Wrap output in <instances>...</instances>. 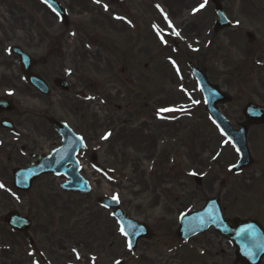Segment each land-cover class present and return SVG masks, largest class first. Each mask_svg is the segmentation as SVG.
<instances>
[{
    "label": "rangeland",
    "instance_id": "374dc122",
    "mask_svg": "<svg viewBox=\"0 0 264 264\" xmlns=\"http://www.w3.org/2000/svg\"><path fill=\"white\" fill-rule=\"evenodd\" d=\"M56 1L68 13L66 27L38 0H0V96L10 95L16 106L8 116L22 128V167L58 144L46 121L52 117L80 131L108 171L85 170L94 178L85 208L57 197L58 181L41 179L17 197L22 212L50 210L70 226L82 219L95 239L87 254L101 248L102 259L97 227L103 242L114 236V261L124 264H232L233 252L213 230L186 244L175 233L181 214L217 195L227 218L264 209V128L249 131L254 165L234 175L238 157L206 114L188 63L231 97L221 111L234 128L248 103L264 108V0H221L232 27L218 32L211 3L194 11L204 0ZM14 47L36 62L32 71L49 85V96L27 83ZM62 80L68 93L55 85ZM100 197H116L153 238L127 250Z\"/></svg>",
    "mask_w": 264,
    "mask_h": 264
},
{
    "label": "water",
    "instance_id": "95a60500",
    "mask_svg": "<svg viewBox=\"0 0 264 264\" xmlns=\"http://www.w3.org/2000/svg\"><path fill=\"white\" fill-rule=\"evenodd\" d=\"M43 1L45 2V0ZM211 2L215 5L216 12L218 14V20L215 23V30L217 31L229 28L230 22L224 16L219 0H211ZM46 3L48 5H52L51 8L55 9V11L60 14L65 25H67L68 20L65 15L62 14L60 5L54 0H46ZM247 37L250 42L254 41V36L251 33H247ZM13 52L19 57L23 73L26 74L28 82L44 95H48L49 88L46 83L42 81L39 76L31 73V68L34 65L33 60L19 49H14ZM190 67L198 79L202 91L207 99V111L216 124L225 132L228 138H230L240 153L241 161L234 169L235 172L240 171V169L247 167L252 163V159L250 158L246 145L248 124H264V110L256 105L249 104L243 110V114L246 116L248 124L239 125V131L232 130L217 110V104L230 102V97L220 92L217 86L211 85L202 71L195 66L190 65ZM57 85L65 92L68 91V85L65 82H58ZM12 110L13 107L9 102L0 99V113L4 111L11 112ZM49 122L63 138L72 137L71 133L63 124L56 122L54 119H50ZM77 150L78 147H72L66 140L65 146L53 152L52 155L40 158L39 161L31 167L15 171V187L23 192H28L31 189L33 182L36 181L42 174L53 173L55 175H62L69 172L70 170H67L66 167L71 164L69 162H71L72 156ZM78 181L79 178L75 175L72 182L67 184V186H70L71 189L67 190L79 191L78 187H82V185H80ZM102 203L104 206L116 208L114 216L121 223L124 232L126 234L128 233L129 237H131L133 241H135L136 236H141L136 235L135 238H133L132 235L135 231L139 234L141 229H144V233H147V230L143 227V225L130 219H126L116 202L102 200ZM250 222L252 223L251 225L238 219H234L232 221L225 220L222 216L220 201L216 198L208 200L206 206L201 211L182 216L177 235L180 239L188 240L196 234L206 231L210 226H212L217 233L234 243V246L237 248L236 263L246 262V264H260L261 259L264 257V232L258 225L255 224L254 221ZM6 223L19 232H27L30 227L29 221L22 219L15 213L8 216ZM244 229H249V231L243 232ZM142 236L149 237L150 234L148 232L147 235L142 234Z\"/></svg>",
    "mask_w": 264,
    "mask_h": 264
},
{
    "label": "flooded vegetation",
    "instance_id": "af4514ba",
    "mask_svg": "<svg viewBox=\"0 0 264 264\" xmlns=\"http://www.w3.org/2000/svg\"><path fill=\"white\" fill-rule=\"evenodd\" d=\"M14 113H17L16 109L10 114ZM10 114H0V122L4 119H10L14 126L12 131L0 127V264H116L114 263V258L116 259L114 257V236H111V242H108V236H106V242H103L101 227H97L96 232L99 243L104 244L105 259L101 258L103 256V249L101 248L98 249L97 253L87 254L88 241L90 240V243L93 244L95 239L91 236L92 230L87 235V231L82 225V219H76L74 225L70 226L64 225L61 220L56 221L50 210L36 211L35 214L22 212L21 198L18 199L21 193L18 192L16 196L13 185L14 170L22 168V128L8 116ZM50 127V132L55 137L53 144L58 143L52 149L53 151L62 145V138L52 126ZM253 128L261 129L262 127H251V129ZM76 134L81 136L80 132H76ZM77 159L81 167L80 173L84 177L87 168V151H80ZM41 179L58 181L57 188L59 191H54L57 197H72L78 203L76 208L79 206L81 208L82 204L84 208L86 207L84 204L86 195L65 192L61 189L62 184L67 180L65 177L47 175ZM67 206L69 207L68 203H66ZM12 212L29 218L32 226L28 233L15 232L6 225V218ZM246 218H255L264 228V209L260 210L255 217ZM115 231L117 234L116 227ZM28 237L32 239L33 244L27 241ZM106 243L107 247L105 246ZM224 243L229 249L232 248L228 241L224 240ZM77 255H79V259H77ZM227 257L229 258V256ZM234 260L235 258H233V262ZM262 264H264V260Z\"/></svg>",
    "mask_w": 264,
    "mask_h": 264
},
{
    "label": "snow or ice",
    "instance_id": "6c2138e0",
    "mask_svg": "<svg viewBox=\"0 0 264 264\" xmlns=\"http://www.w3.org/2000/svg\"><path fill=\"white\" fill-rule=\"evenodd\" d=\"M45 2H46V0H45ZM95 2L96 3H100V0H95ZM207 3H208V0H204V3L201 4L199 6V8L196 9V10H194V11H199L200 9L204 8ZM49 7H52V5L49 4ZM105 10H107V6L106 5H105ZM53 11H55V9H53ZM57 15H59V13H57ZM175 34L176 35H179V33H175ZM194 103H198V102L194 101ZM164 111H176V110L175 109H164ZM105 138H107V137H105ZM192 174L195 175V173H192ZM113 199H117V198L116 197H113ZM248 231H249V229H244L243 230V232H248ZM121 233L126 235V233L124 232V229L123 228H121ZM129 248L131 249V241H129ZM77 259H79V255H77ZM116 264H120V262L117 261Z\"/></svg>",
    "mask_w": 264,
    "mask_h": 264
}]
</instances>
